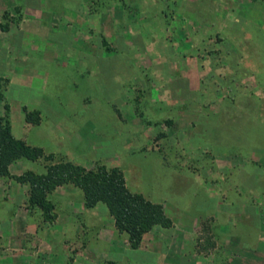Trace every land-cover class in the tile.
Segmentation results:
<instances>
[{
	"label": "rangeland",
	"instance_id": "1",
	"mask_svg": "<svg viewBox=\"0 0 264 264\" xmlns=\"http://www.w3.org/2000/svg\"><path fill=\"white\" fill-rule=\"evenodd\" d=\"M152 3L154 20L147 27L152 34L146 37L149 52L136 55L138 64L151 66L137 67L135 78L124 86L105 81L104 93H98L89 78H76L75 85L64 71L50 67H43L50 72L43 83L22 86L18 79L32 78L35 65L40 70V53L20 51L18 33L7 34L1 42L12 46L7 53L11 62L9 70L0 65V117L9 118L17 137L43 146L56 160H71L88 168L120 167L130 188L155 201L164 200V207L173 204L176 216L179 212L175 210L199 184L208 188L224 185L226 180H220L217 173L229 174L234 188L259 193L245 198L250 205L258 204L264 214V0ZM13 4L12 0L0 3V13L8 9L2 12L4 20L9 19L11 9L16 10ZM0 24L4 31L10 29L1 18ZM104 43L108 52L114 49L111 36H104ZM172 44L180 51L193 45L180 63L176 60L184 71L163 68V61L176 59ZM126 55L117 59L126 60ZM7 56L0 60L4 62ZM198 64L201 77L191 75ZM86 93L93 97L82 101ZM25 106L41 112L39 125L26 121ZM46 165L43 160L22 159L10 170L13 175L27 170L42 173ZM176 189H186L189 195L178 197ZM29 197L28 184L0 177V207L8 215L20 210L18 228L30 216L42 236L50 231L49 239L60 245L57 258L61 254L67 264H82L85 257L104 248L98 241L101 222L114 223L104 203L89 208L80 188L63 185L50 195L56 218L48 220L40 208L30 204ZM231 199L235 202L237 196ZM211 223L208 219L206 226ZM194 235L199 250L214 255V234L205 227L202 233L194 228L190 238ZM119 236L123 244L130 243L127 233ZM41 242L37 253L48 262L51 252ZM228 245L232 252L240 248L235 243ZM239 263L254 264L252 259L240 262L237 258L235 264Z\"/></svg>",
	"mask_w": 264,
	"mask_h": 264
},
{
	"label": "crops",
	"instance_id": "2",
	"mask_svg": "<svg viewBox=\"0 0 264 264\" xmlns=\"http://www.w3.org/2000/svg\"><path fill=\"white\" fill-rule=\"evenodd\" d=\"M12 1L16 10L11 9L9 19L4 20L2 15V12L8 9L0 13V18L8 24L6 27L10 28L4 31L3 25L0 24V59L7 56L9 48H12L1 40L9 33H18L19 50L40 53L42 60L40 70H37V65L34 66L32 78L18 79L22 86L30 88L34 87V84L43 83L50 76L47 70L50 67L60 73L64 71L65 75L74 79L75 85L78 84V78H89L92 84H96L98 93H104L105 81L110 85L124 86L135 78L137 67L151 66L138 64L136 55L149 52L146 37L148 32L152 34L151 29H147L148 24L154 20L152 0ZM6 2L0 0L3 5ZM97 3L98 6L94 7ZM18 13H22V16L17 17ZM104 36H111L114 41L112 51H107ZM174 48L176 59L163 61V68L172 70L180 67V70L184 71L183 64H176V60L180 63L181 57H186V53L193 50V45L181 51L178 46ZM121 54H127V59H117ZM10 62L8 55L0 65L9 70ZM197 67H193L191 75L197 74L201 77L199 64ZM200 77L196 79V84L199 83ZM122 78L127 80H121ZM180 79H184L183 73ZM193 83L195 84L194 81ZM92 97L86 93L82 101ZM86 110L88 111V108ZM217 177H221L220 180L224 177L226 182L223 186L218 184L214 188H208V185L204 187L199 184L198 188L192 189L187 202L175 210L179 212L176 213L177 216L172 214L173 204L164 207L166 213L174 220V225L168 228L154 227L145 234L141 246L137 249L133 248L128 240L123 244L119 238L122 232L119 233L115 220L112 225H105L102 220V233H98V241L104 248L88 259L85 257L82 264H235L237 258L240 262L252 259L254 264H264V214L258 204L250 205L245 198L254 192L251 193L252 191L246 188H234L233 179L229 174L217 173ZM176 190L178 197L189 195L186 189ZM235 195L237 199L233 202L231 197H236ZM149 199L155 201L153 198ZM4 210L6 208L0 207V264H67L64 255L60 254L57 258L56 252L60 245L56 240L49 239L50 231L47 236H42L30 216L23 220L25 225L18 228L20 210L17 209L9 215ZM208 219L212 222L210 227L206 226ZM205 227L211 235L214 234L216 240L211 250L214 255L208 254L206 250H199L195 235L193 239L190 238L194 228L202 233ZM106 229V234L112 232L111 235L104 234ZM148 239L149 245L146 241ZM40 241V245L47 246L48 252H51L48 259L53 262H43L41 255H38L36 246ZM229 242L239 245L240 248L232 252ZM219 254H222L221 260L217 258ZM230 254H233V258H230ZM227 260L234 262L229 263Z\"/></svg>",
	"mask_w": 264,
	"mask_h": 264
},
{
	"label": "trees",
	"instance_id": "3",
	"mask_svg": "<svg viewBox=\"0 0 264 264\" xmlns=\"http://www.w3.org/2000/svg\"><path fill=\"white\" fill-rule=\"evenodd\" d=\"M2 78L0 77V86ZM6 110L9 111L7 104ZM26 121L33 125L42 122L41 112L25 106ZM43 160L46 171L27 170L13 175L10 167L18 160ZM0 177H11L30 186L29 202L40 208L48 220L56 218L55 205L50 195L60 186L72 184L83 191L85 204L92 208L104 203L113 216L120 232L128 234L130 244L137 249L146 233L156 226L172 227L174 220L164 205L129 187L124 171L107 164L88 168L71 160H56L43 146L33 145L17 137L7 116L0 117Z\"/></svg>",
	"mask_w": 264,
	"mask_h": 264
}]
</instances>
